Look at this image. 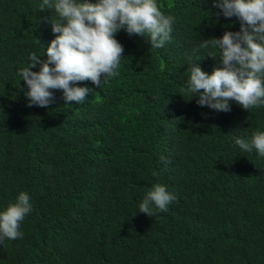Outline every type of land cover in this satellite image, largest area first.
I'll list each match as a JSON object with an SVG mask.
<instances>
[{
	"label": "trees",
	"instance_id": "trees-1",
	"mask_svg": "<svg viewBox=\"0 0 264 264\" xmlns=\"http://www.w3.org/2000/svg\"><path fill=\"white\" fill-rule=\"evenodd\" d=\"M156 2L174 18L162 48L121 29L117 76L77 82L80 104L49 89L53 103L29 107L18 72L30 53L47 59L59 16L0 0V211L20 192L32 206L0 264H264V155L235 143L264 131V104L216 111L188 91L191 64H220L204 40L241 21L214 0ZM157 183L175 199L150 217L138 207Z\"/></svg>",
	"mask_w": 264,
	"mask_h": 264
},
{
	"label": "clouds",
	"instance_id": "clouds-1",
	"mask_svg": "<svg viewBox=\"0 0 264 264\" xmlns=\"http://www.w3.org/2000/svg\"><path fill=\"white\" fill-rule=\"evenodd\" d=\"M214 4L225 17L239 18L241 28L204 40L201 47L211 44L219 48L220 64L211 74L197 63L191 64L188 91L198 94L193 95L198 105L216 111H230V101L246 110L259 107L264 104V0H214ZM46 7H54L59 16L56 22L51 21L56 35L47 46V59L30 53V66L18 72L27 85L29 107L53 103L49 89L62 90L66 104H80L90 89L75 86L77 82L91 80L101 86L102 78L117 76L124 49L115 33L121 29L129 35L147 34L152 48H162L171 38L174 18L164 15L156 0H55L54 5L43 0L40 11ZM37 64L39 71H32ZM235 143L246 152L255 149L264 155V131L253 132L247 140L237 137ZM174 199L166 186L157 183L147 191L138 209L151 217L156 209L166 212ZM29 201L27 193L20 192L15 203L0 211V239L22 236L19 228L31 211Z\"/></svg>",
	"mask_w": 264,
	"mask_h": 264
}]
</instances>
